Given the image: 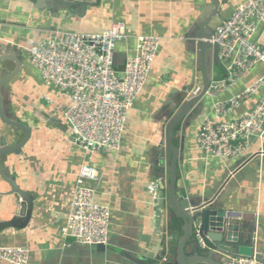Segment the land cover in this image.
I'll list each match as a JSON object with an SVG mask.
<instances>
[{"label":"crops","instance_id":"obj_1","mask_svg":"<svg viewBox=\"0 0 264 264\" xmlns=\"http://www.w3.org/2000/svg\"><path fill=\"white\" fill-rule=\"evenodd\" d=\"M217 1L219 7L216 0H99L79 18L72 12H39L32 0H0V86L5 83L0 106L12 122L24 127L9 125L0 107V152L3 142L9 148L0 153V247L29 249V264H137L135 259L164 264L174 256L184 222L171 218L174 212L165 188L160 187L157 201L150 193V185L158 182L154 158L166 116L196 80H203L189 34L203 33L208 18L218 28L248 0ZM114 23L125 24L131 37L118 44L117 54L134 52L143 36L160 37L161 47L148 83L129 112L121 150L88 153L70 141L65 116L72 106L70 98L46 85L30 50L55 31L95 34ZM254 40L264 46V21ZM205 58L206 64L212 60L209 54ZM214 74L213 82L228 76L220 61ZM263 77L264 64L259 63L216 98L207 96L180 127L174 145L181 151L178 194L185 190L192 199L218 196L224 209L252 224L264 256V139L253 138L243 155L228 162L207 156L196 145L197 129L214 117L215 104ZM262 95L263 91L253 95L222 120L229 123L253 110ZM85 164L100 172L98 182L85 185L97 189V203L112 210L106 251L62 234ZM14 221L17 226H6Z\"/></svg>","mask_w":264,"mask_h":264},{"label":"built area","instance_id":"obj_2","mask_svg":"<svg viewBox=\"0 0 264 264\" xmlns=\"http://www.w3.org/2000/svg\"><path fill=\"white\" fill-rule=\"evenodd\" d=\"M264 21V0H248L215 31L210 42L218 47L219 61L227 70L225 79L213 82L207 96H216L239 82L257 64H264V46L254 36ZM131 37L123 23H114L101 33L55 31L30 50L33 66L47 86L72 102L65 116L71 127L70 141L88 153L119 152L122 148L129 112L144 91L155 64L162 39L157 36L138 38L134 52L125 55L123 66L114 67L117 46ZM263 91L253 110L232 122L225 115ZM264 139V77L239 95L216 103L214 117L206 118L196 132V145L207 156L228 162L243 155L252 139ZM100 172L94 166H82L74 191L67 225L62 234L85 246H107L110 241L112 210L97 203V189L86 181L98 182ZM159 182L150 185L154 200L159 199ZM196 240L201 249L207 240L196 227ZM31 252L22 247H0V261L29 264ZM229 264H264L254 256H237Z\"/></svg>","mask_w":264,"mask_h":264},{"label":"water","instance_id":"obj_3","mask_svg":"<svg viewBox=\"0 0 264 264\" xmlns=\"http://www.w3.org/2000/svg\"><path fill=\"white\" fill-rule=\"evenodd\" d=\"M35 9L39 12H50L60 14L62 11L72 12L79 18H83L89 7L99 0H32ZM216 5L219 3L216 0ZM212 18L206 21L205 31L201 34H189L188 39L194 54L198 56V63L201 65L203 80H196L195 85L182 95L176 102L171 114L166 116L167 124L163 140L156 147L154 165L157 170L156 178L161 188H165L169 195V201L173 209L171 218L184 222L183 237L172 258H167L164 264H229L237 256L252 258L257 256L264 262L260 242L256 240V231L251 223L246 220H239L237 213L230 212L222 206L218 196H207L190 198L185 190L178 194V161L180 152L175 147L174 141L181 136L180 127L190 117L192 111L204 105L207 98V91L215 77L214 68L219 67V50L210 42L217 27L210 25ZM199 28H203L201 25ZM209 54L212 60L205 63V57ZM125 56L115 55L114 67L119 69L123 66ZM19 67V66H18ZM18 69V68H17ZM18 71V70H17ZM15 73L10 74L14 76ZM199 79V77H198ZM4 83V82H3ZM5 83L0 86L4 87ZM1 107V115L4 120L14 128H24L15 124L9 119ZM3 150L0 153H8L9 148L5 142L2 143ZM18 189L14 187L13 193ZM237 217V218H236ZM20 222L22 219L19 220ZM26 222H23L25 225ZM17 226L16 222L7 224V227ZM200 225V233L207 240L209 247L202 250L196 240V227ZM3 226V225H2ZM108 246V245H107ZM96 247V251H106V246ZM169 260V261H168ZM137 264H143L140 260H133Z\"/></svg>","mask_w":264,"mask_h":264},{"label":"trees","instance_id":"obj_4","mask_svg":"<svg viewBox=\"0 0 264 264\" xmlns=\"http://www.w3.org/2000/svg\"><path fill=\"white\" fill-rule=\"evenodd\" d=\"M121 69V68H120Z\"/></svg>","mask_w":264,"mask_h":264}]
</instances>
